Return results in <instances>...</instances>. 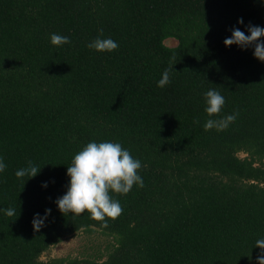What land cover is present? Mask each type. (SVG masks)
Masks as SVG:
<instances>
[{"label": "trees", "instance_id": "1", "mask_svg": "<svg viewBox=\"0 0 264 264\" xmlns=\"http://www.w3.org/2000/svg\"><path fill=\"white\" fill-rule=\"evenodd\" d=\"M249 25L264 28V0H0V209L17 212L0 211V264H257L264 62L254 46L224 45ZM100 29L115 51L87 47ZM53 33L71 43L51 45ZM211 89L225 97L215 119L239 113L222 132L203 130ZM93 141L120 143L142 164L144 187L113 194L123 212L107 228L55 203ZM29 161L41 170L22 182L15 173ZM92 231L110 239L104 255L39 260Z\"/></svg>", "mask_w": 264, "mask_h": 264}, {"label": "clouds", "instance_id": "2", "mask_svg": "<svg viewBox=\"0 0 264 264\" xmlns=\"http://www.w3.org/2000/svg\"><path fill=\"white\" fill-rule=\"evenodd\" d=\"M243 24V19L238 20ZM249 35H245L239 28H233L230 38L224 40L225 47L236 45L241 49L254 46V57L264 62V28L259 26H248ZM103 29L99 30L96 39L87 47L98 53L113 52L119 45L111 38H102ZM51 45L61 47L71 43L69 37L53 33L50 36ZM173 69H165L157 87L164 88L170 83L169 74ZM206 107L204 109L208 119L203 125L205 132L215 129L217 132L226 130L234 123L239 113H234L215 119L225 105V97L215 89L204 94ZM193 123L198 124L196 119ZM3 158L0 157V173L6 169ZM142 164L133 158L130 151L123 148L120 143L115 142H89L82 150L75 154L70 166L67 167V176L70 178L67 192L56 200L58 210L62 215L79 217L85 212L90 219L100 223L102 228L109 226L108 221H115L123 212L120 202L113 198V194L127 195L134 185L144 187L143 178L138 174ZM31 161L28 166L16 171L15 176L23 182L24 177L34 178L40 172ZM28 179V180H29ZM25 185V184H24ZM47 187V184L43 185ZM7 217L17 215L16 209H0ZM51 210L46 209L45 216L39 214L34 216L32 225L35 232H39L44 222L50 215ZM255 248L261 250L257 257V264H264V239L255 243Z\"/></svg>", "mask_w": 264, "mask_h": 264}, {"label": "rangeland", "instance_id": "3", "mask_svg": "<svg viewBox=\"0 0 264 264\" xmlns=\"http://www.w3.org/2000/svg\"><path fill=\"white\" fill-rule=\"evenodd\" d=\"M164 43L168 47L175 45L173 39H167ZM239 156L242 157L243 155L239 154ZM109 242V238L96 231L86 234L84 232H78L48 248V250L40 255L39 260L46 261L51 258L64 257L94 259L99 255H104V248Z\"/></svg>", "mask_w": 264, "mask_h": 264}]
</instances>
